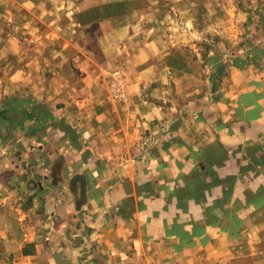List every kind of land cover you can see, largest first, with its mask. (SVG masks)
<instances>
[{
  "label": "crops",
  "instance_id": "obj_1",
  "mask_svg": "<svg viewBox=\"0 0 264 264\" xmlns=\"http://www.w3.org/2000/svg\"><path fill=\"white\" fill-rule=\"evenodd\" d=\"M162 2L0 0V264H264V55L198 70ZM207 12L264 43V0Z\"/></svg>",
  "mask_w": 264,
  "mask_h": 264
},
{
  "label": "rangeland",
  "instance_id": "obj_2",
  "mask_svg": "<svg viewBox=\"0 0 264 264\" xmlns=\"http://www.w3.org/2000/svg\"><path fill=\"white\" fill-rule=\"evenodd\" d=\"M169 2L170 0H166L165 3L162 2L164 5H162L163 7L161 9L167 10L169 6H173V2L170 4ZM195 2V7L199 10L196 20L200 29H198V35L194 36V39H197V51L195 52L197 59L193 65L197 67L198 70L205 68V66L212 65L218 72H221L230 65L237 64V57H247L253 53L252 48L256 45L252 43H254L255 38L252 37L253 35L248 36L244 34L246 33L245 31L240 34L236 33L235 25L230 23L231 21L233 22L232 18L228 23L229 27H226L223 32L220 31V28L211 29L207 27L208 24L215 21V18L212 17V13L207 12V10L215 7L217 0H195ZM108 6V3H102V7ZM257 46H264V43ZM247 52L250 53L247 54Z\"/></svg>",
  "mask_w": 264,
  "mask_h": 264
},
{
  "label": "built area",
  "instance_id": "obj_3",
  "mask_svg": "<svg viewBox=\"0 0 264 264\" xmlns=\"http://www.w3.org/2000/svg\"><path fill=\"white\" fill-rule=\"evenodd\" d=\"M112 93L114 96H118L120 98H125L126 94L124 93V86L122 82L116 83L112 85ZM122 264H156L153 261L146 259L136 253H131Z\"/></svg>",
  "mask_w": 264,
  "mask_h": 264
},
{
  "label": "trees",
  "instance_id": "obj_4",
  "mask_svg": "<svg viewBox=\"0 0 264 264\" xmlns=\"http://www.w3.org/2000/svg\"><path fill=\"white\" fill-rule=\"evenodd\" d=\"M252 50H253V53H252L253 56L254 55H259V54L264 55V46H261V47L260 46H255V47L252 48ZM248 53H250V52H247V54ZM236 61H239V63H240V62L243 61V59L241 57H237ZM28 112H29L28 110L18 111V110H15L13 108H10V109H6L5 115H6V118L21 122V121L24 120L25 115H28ZM33 112L35 113V115H34L35 117H37V116L41 117V114H40L41 111L34 110Z\"/></svg>",
  "mask_w": 264,
  "mask_h": 264
}]
</instances>
